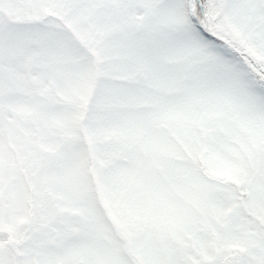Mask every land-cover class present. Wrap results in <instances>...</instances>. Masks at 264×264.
Returning <instances> with one entry per match:
<instances>
[{
	"label": "snow or ice",
	"instance_id": "6c2138e0",
	"mask_svg": "<svg viewBox=\"0 0 264 264\" xmlns=\"http://www.w3.org/2000/svg\"><path fill=\"white\" fill-rule=\"evenodd\" d=\"M0 264H264V0H0Z\"/></svg>",
	"mask_w": 264,
	"mask_h": 264
}]
</instances>
